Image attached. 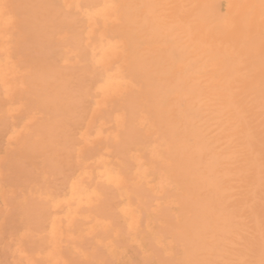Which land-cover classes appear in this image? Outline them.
<instances>
[{
  "label": "bare ground",
  "instance_id": "bare-ground-1",
  "mask_svg": "<svg viewBox=\"0 0 264 264\" xmlns=\"http://www.w3.org/2000/svg\"><path fill=\"white\" fill-rule=\"evenodd\" d=\"M0 137L1 255L264 264V0H0Z\"/></svg>",
  "mask_w": 264,
  "mask_h": 264
},
{
  "label": "rangeland",
  "instance_id": "rangeland-1",
  "mask_svg": "<svg viewBox=\"0 0 264 264\" xmlns=\"http://www.w3.org/2000/svg\"><path fill=\"white\" fill-rule=\"evenodd\" d=\"M2 137V136H1ZM0 137V138H1ZM3 138L4 139H2V143H3V145L4 144H6V139H5V136H3ZM0 141H1V139H0ZM2 143H0L1 144V146H2ZM6 187H7V189H8V186H7V182H6ZM8 208V207H7ZM2 210L5 212L4 213V215H2L1 216V218H2V223H1V225H0V234L1 235H4V236H7V235H9V232L11 231L12 232V226L14 227V225L16 224L15 222H13L14 221V219H16V217H15V213H11L10 215H8L10 212L8 211V209H6V208H2ZM6 214H7V216H6ZM13 215V216H12ZM9 216H12V217H9ZM4 217L6 218L5 220H4ZM9 217V218H8ZM14 217V219H11V218H13ZM10 219V220H9ZM4 220V221H3ZM9 220V221H8ZM6 221H8V222H6ZM16 221V220H15ZM4 222H6L8 225V227H5V228H3L4 227ZM2 225H3V227H2ZM5 226H6V224H5ZM2 227V228H1ZM2 229V230H1ZM70 231H71V229H70ZM4 234H3V233ZM72 232V231H71ZM34 233V234H33ZM47 233V229L45 228V229H42V230H40V231H38V230H32V234L30 235V237H29V239L31 240V238H32V240L31 241H29V242H31V244L29 243V245H31V246H33L34 244V248H36L37 246V244H40V240L39 239H41L42 240V242L44 243H41L40 245H41V247H45V244H46V248H44L45 250H47V251H50V250H53V246H54V248H55V245H58V246H65L68 242L66 241V239L65 238H60V239H50V238H47V237H44L45 236V234ZM42 234L44 235V236H42ZM36 236H37V238H36ZM40 237V238H39ZM43 237V238H42ZM33 238H36V239H38L40 242H38V240H36L35 239V241H34V239ZM61 239H62V241H61ZM63 239H65V241H63ZM45 240V241H44ZM120 240H122V239H120ZM37 241V242H36ZM55 241H57V242H55ZM34 242V243H33ZM66 243V244H65ZM48 244H52L51 246L52 247H50ZM43 245V246H42ZM36 246V247H35ZM49 246V247H48ZM60 246V250L62 249V247ZM40 248V246L38 247V249ZM103 248V247H102ZM19 249H20V246H19V243H17V241H14L13 242V244L11 245V247H10V250L7 252H5V256L4 255H1V253H0V262H1V264H2V260H3V264H4V261H5V263L6 264H28V262H27V259L26 258H23V257H21V255H20V252H19ZM33 249V248H32ZM31 249V250H32ZM41 249V248H40ZM63 249H64V247H63ZM104 249V248H103ZM54 252H55V250H54ZM2 256H4L3 258H2ZM41 257H42V259L44 260V258H45V256L44 255H41ZM34 258V257H33ZM7 259V260H6ZM42 259H40V260H42ZM42 260V261H43ZM49 260V259H48ZM46 258H45V261H43L44 262V264L46 263V264H59V263H57L56 262V260H53V261H51V259L48 261ZM7 261H8V263H7ZM41 261V264H43V262Z\"/></svg>",
  "mask_w": 264,
  "mask_h": 264
}]
</instances>
